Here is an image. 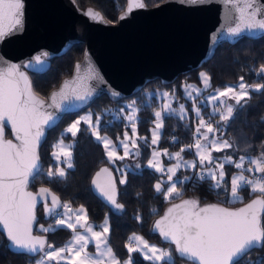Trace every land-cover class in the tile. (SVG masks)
Listing matches in <instances>:
<instances>
[{
    "label": "snow or ice",
    "instance_id": "1",
    "mask_svg": "<svg viewBox=\"0 0 264 264\" xmlns=\"http://www.w3.org/2000/svg\"><path fill=\"white\" fill-rule=\"evenodd\" d=\"M191 2L195 4L202 0ZM225 2L232 4L234 0ZM138 7L143 8L144 5L140 4ZM24 10V0H0V40L22 29ZM262 13L264 3L258 4L257 0H250L239 8V16L234 25H226L224 31L230 37H240L246 31L252 34H256L257 30L264 31ZM43 56H48V53H43ZM34 62L42 65L44 61L41 55H36ZM23 66L21 63L7 62L0 66V225H3L6 233L5 239L18 249L41 254L35 264L53 262L60 264L61 261L67 264H135L131 255L123 261L115 255L109 244L110 226L107 221L99 225L100 230L96 231L95 226L88 223L87 210L83 206L73 209L68 202H61L45 187H40L35 192L30 190V185L35 187V181L41 176L47 177L50 182L66 179V169L73 168L72 152L61 148L59 154L53 155L58 162L61 161V155L65 157L66 168L58 167L55 171L50 168L45 171L39 151L41 144L46 142L45 129L56 126L55 122L62 119V114L70 112L73 107L83 110L85 105L90 107L103 96H108L109 99L121 98V93L113 90L90 63L86 78L89 81L87 87L83 90L72 89L65 83L59 92L52 94L51 102L46 103L35 93L27 74L21 71ZM27 66L32 67L33 60L27 61ZM259 72L264 73V65L260 66ZM198 78L202 79L203 89H192L191 86L184 88L186 98L192 102L191 111L198 120L194 133L195 143L176 152L174 158L177 163L169 167L162 165L159 159L161 152L153 146L160 142L164 119L189 118L188 111L182 103H178L176 108L172 104L163 103L162 109L154 112V119L151 121L154 127L150 130V141L138 135L141 109L136 106V101L115 111L111 109H102L99 113L89 111L75 119L66 129L67 133L76 137L82 131L80 126L83 122L85 125L83 131L103 144L106 156L113 165L117 160L123 161L129 156H141V146L137 140L143 141L145 148H151V158L147 160L146 167L154 173L161 174L160 180L154 185V191L166 200L182 196L185 184H191L195 190L205 182L209 183L210 189L217 196L223 194L227 197L228 203L242 202L244 198L241 192L246 187H250L251 192L260 194L250 203L236 209L214 203L200 206L199 198L195 197L184 199L179 204H172L151 230L158 232L164 241L173 246L172 248L165 250L150 245L144 237L135 233L130 237V241H136V246L130 242L127 245L128 253L141 254L147 264H176L177 257L195 261L196 264H241V257H246L257 250L264 252V152L255 157L251 156L249 150L253 145L249 144L245 154L239 155V146H234L228 139L223 138L231 126V121L235 119V109L243 108L248 103L251 98L250 91L264 90V84L249 85L244 81V77L240 76V83L237 86L214 90L208 95L201 101L204 106L211 107L221 98L234 101V104H227L226 111L219 107L212 108L209 120L217 115L220 118L214 126L205 120L201 107L195 103L199 95L211 87V77L201 73ZM91 81H96V85L93 86ZM169 95L164 92L162 99ZM117 121L125 128L124 138H117L123 155L117 151L116 144L100 132L102 123L107 129L113 127ZM188 127L185 125L186 129ZM6 128H10L15 142L6 138ZM129 130L133 136L128 135ZM217 133L220 135L217 136ZM261 143H264V140ZM193 149L197 158L190 162L183 161L182 153ZM229 149L234 155L213 156V152L226 153ZM163 153L169 156L167 149H164ZM226 165L237 171H226ZM128 169H131L134 175H142L144 170L140 164L125 165L123 169L117 168L121 176L120 184H129ZM181 169L193 171L191 175H177ZM245 172L252 174L253 178L247 177ZM105 173L109 175V180L106 184H101L99 178ZM257 173L261 175L257 176ZM96 176L94 184L98 191L110 202L114 211H122L124 206L117 203L114 198L115 180L111 179L110 169L102 168ZM139 195L137 194V198ZM38 204L43 211L42 218L51 219L54 224L45 227L39 223ZM135 218L142 222L141 216L137 215ZM33 225L43 233H54L60 228H65L75 234L71 242L64 247L55 248L48 243L46 236L33 234ZM78 226L83 231H77ZM92 242L95 243L97 256L86 251ZM69 253L71 255H68ZM173 253L176 254L175 257ZM249 264L252 262L249 261Z\"/></svg>",
    "mask_w": 264,
    "mask_h": 264
},
{
    "label": "trees",
    "instance_id": "2",
    "mask_svg": "<svg viewBox=\"0 0 264 264\" xmlns=\"http://www.w3.org/2000/svg\"><path fill=\"white\" fill-rule=\"evenodd\" d=\"M75 1L81 8L92 6L98 9L110 22L116 21L118 14L123 11L126 4V0ZM161 1L144 0L149 6ZM83 51L84 43L76 42L64 53L51 57V65L48 70L30 73L34 90L45 97L52 88L59 84L64 76L71 73L74 62L82 57ZM261 65H264V35L256 38L244 36L234 43H220L216 46L210 59H207L198 67L179 73L171 83L163 84L160 78L156 77L147 81L140 89L129 96L116 100L103 96L96 103L91 104L90 107L87 106L83 110L65 114L56 126L48 130L46 142L42 143L40 147V156L45 171L50 168L55 171L59 167V163L52 154L54 142L59 137L65 139L73 138L71 148L73 168L66 169V179H56L50 182L47 177L41 176L39 180L35 181V187L30 185V188L35 189L42 184L49 186L59 194L62 202H68L72 208L83 206L87 210L88 221L95 226H99L107 218L110 226L109 244L115 255L122 261L131 255L135 264H147L141 254H129L127 245L132 242L130 237H132L133 233H138L148 242L156 243L168 249L173 247L169 242L164 241L158 232L151 231L154 221L163 213L169 202L177 201L183 197H195L199 198L200 204L215 202L235 206L260 194L258 192L253 193L246 187L241 192L244 195L242 202L228 203L226 202L227 197L223 194L217 196L210 189L209 183L205 182L195 190H193L191 184H185L182 196L170 201L166 200L162 196H158L154 191V185L159 179L158 173H154L146 166H141L144 169L142 175H134L132 170L128 169L127 179L129 184H120V172L109 162L103 144L97 142L92 135L83 131L84 123H81L82 131L76 137H72L71 134L61 133L60 127L63 123L71 121L89 108L93 110V113H99L102 109L115 111L116 108H120V104L125 100L128 101V104L136 101V106L141 109L139 113L141 122L138 124L137 131L149 139L154 110L160 104L157 92L154 91L155 89L176 88L178 95L183 97V84L189 82L200 84L201 79L198 77L201 71H205L211 77V87L203 91L202 94L212 89L223 88L231 83H237L240 76H243L244 81L249 85L264 84V73L259 72ZM250 97V100L243 108L235 109V119L231 121V126L224 134L234 146H239V152H245L249 144L254 146L258 140L264 138V90H261V92L250 91ZM188 117L186 120H179L175 117L164 119L161 139L157 146L168 150H178L185 145L191 144L194 140L195 125L192 112H189ZM185 125L189 127L186 129ZM100 130L116 139L124 133L125 128L117 121L113 127L107 129L103 127L102 123ZM104 164L111 166L116 175L119 190L117 203L124 206L122 211H114L113 207L105 204L92 190L91 177ZM192 171V169H182L180 174L191 175ZM177 186L180 187V185ZM137 194H140L139 198H137ZM37 214L39 223L44 224L45 227L54 224L53 220L42 218L43 211L40 206ZM137 215L142 217V222L135 218ZM35 232L45 234L48 243L58 248L69 242L73 231L60 228L54 233H43L36 226ZM40 255H29L24 252L11 250L4 234L0 231V264H35ZM173 256L175 257L176 254L173 253ZM249 261L252 264H264V252L257 250L249 253L246 257H241V264H249ZM187 263L196 264L188 259L176 258V264ZM60 264L67 263L60 262Z\"/></svg>",
    "mask_w": 264,
    "mask_h": 264
},
{
    "label": "water",
    "instance_id": "3",
    "mask_svg": "<svg viewBox=\"0 0 264 264\" xmlns=\"http://www.w3.org/2000/svg\"><path fill=\"white\" fill-rule=\"evenodd\" d=\"M246 2L250 0H234L232 4L226 3L225 0H202L195 4L191 0H162L149 6L144 0H126L124 9L118 14L116 21L110 22L98 9L92 6L81 8L75 0H24L22 29L0 40V66L4 62L21 63L24 65L21 71L31 80L30 72L48 70L51 57L64 53L76 42H83L82 57L74 62L71 73L64 76L45 97L34 90L37 96L49 103L52 94L59 92L65 83L72 89L83 90L89 83L86 78L91 63L107 84L121 93L122 98L135 93L147 81L156 77L160 78L163 84L171 83L179 73L198 67L210 59L220 43H234L244 36L256 38L264 35V31L257 30L256 34L246 31L240 37H230L224 31L226 25H234L239 16V8ZM257 3H264V0H257ZM140 4L144 7H138ZM45 52L48 53L46 57L43 56ZM36 55H41L44 61L42 65L35 64ZM29 60H33L32 67L27 66ZM91 83L95 86L97 82ZM86 107L87 105L83 109ZM79 110L81 108L73 107L70 112L62 114V117ZM7 130L10 132L8 136ZM48 130L45 129V135ZM5 135L7 139H13L15 142L10 128H6ZM105 167L110 169L111 179L115 180L114 198L117 201L119 190L111 166L101 165L94 172L91 187L105 204L113 207L94 184L97 180L96 174ZM108 180V174H101L99 183L106 184ZM40 187L50 189L51 193L61 200L59 194L47 185H38L30 190L35 192ZM256 198L257 196L235 206L215 202H205L200 206L214 203L236 209ZM184 199L189 198L183 197L172 204H179ZM172 204L154 221L153 228L155 222L165 215ZM39 206L38 204L37 208ZM35 227L36 225H33L34 235L46 236L35 232ZM0 231L6 236L3 225H0ZM7 243L13 251L38 255L18 249L8 240Z\"/></svg>",
    "mask_w": 264,
    "mask_h": 264
},
{
    "label": "rangeland",
    "instance_id": "4",
    "mask_svg": "<svg viewBox=\"0 0 264 264\" xmlns=\"http://www.w3.org/2000/svg\"><path fill=\"white\" fill-rule=\"evenodd\" d=\"M201 73H203V74H205L206 76H208L206 73H205V71H201L200 73H199V75L201 74ZM240 83V81H238L237 83H231V84H228V85H226L225 87H223V88H216V89H212V90H210V91H208V92H205L204 94H200L199 95V97L197 98V100L195 101V103H196V105L197 106H200L201 107V109H202V114H203V117L205 118V120H207L208 122H210V123H213V125L215 126L218 122H219V116H215V117H213L212 119H210L209 120V115H210V112L212 111V108L213 107H219L222 111H226V106H227V104H234V101H232V100H230V99H228V98H221V100L220 101H217L214 105H212L211 107H208V106H204L203 104H201V101H204L205 100V98L208 96V95H210L214 90H223L224 88H226V87H228V86H237L238 84ZM188 86H191V88L192 89H195V88H201V89H203V83H202V79H201V83L200 84H197V83H194V82H189V83H186V84H183V87L185 88V87H188ZM237 90H239L238 88H237ZM154 91H156L157 93V97H158V99H159V105H158V107L154 110V112L155 111H157V110H161L162 109V105H163V103H169V104H172V106L174 107V108H176L177 107V104L178 103H182V104H184L185 105V107H186V110L188 111V115H189V112H192L191 111V109H192V102H190L187 98H186V96H185V93L183 92V97H181V96H179L178 95V93H177V91H176V88H157V89H155ZM164 92H167V93H169L170 95L167 97V98H163L162 99V94L164 93ZM194 95H196L195 94V92H194ZM124 104L126 105V104H128V101L127 100H125L124 102H122L121 104H120V107H124ZM117 109H119V108H116L115 110H117ZM178 110V109H177ZM89 111H91V112H93V110L92 109H87V110H85V111H83V112H81L78 116H76L75 118H73L71 121H69V122H66V123H63V125L60 127V132L61 133H66V134H70V133H67L66 132V129H67V127L75 120V119H78L80 116H83V115H85L87 112H89ZM192 115H193V113H192ZM211 120H213V121H211ZM215 120V121H214ZM83 123V122H82ZM198 123V120L194 117V133H195V126H196V124ZM154 127V125L152 124L151 125V127H150V130L152 129ZM161 131H162V129H161ZM100 132H101V135H106L108 138H110L115 144H116V146H117V151L119 152V154L120 155H123V151L120 149V147H119V143H118V137L116 138V139H113L111 136H109L108 134H106V133H104V132H102L101 130H100ZM125 132V131H124ZM128 135L129 136H133V133L131 132V130H129L128 131ZM138 135L139 136H141V137H144L142 134H140L139 132H138ZM160 135H161V133H160ZM220 134L219 133H217V136H219ZM119 138L120 139H123L124 138V133L121 135V136H119ZM210 138H211V134H210ZM223 138L224 139H228L229 140V138L227 137V136H223ZM150 139H151V131H150V135H149V141H150ZM195 139H196V137H195V135H194V140H193V142L191 143V144H188V145H194V143H195ZM230 141V140H229ZM137 142L140 144V146H141V148H140V150H141V156H139V157H134V156H129V157H126L125 158V160H123V161H119V160H117V162H116V164L114 165L115 166V168H116V170H117V168H121V169H123L124 167H125V165H135V164H140L141 166H146L147 165V160L148 159H150L151 158V148H145V146H144V144H143V141H140V140H137ZM231 142V141H230ZM202 143H204V141H202ZM72 145H73V138H70V139H65V138H61V137H59L55 142H54V146H53V150H52V154H54V153H57V154H59L60 153V149L61 148H64L66 151H71L72 152V150H71V148H72ZM187 145H185L184 147H186ZM153 147H155L156 148V150L157 151H160L161 152V156H160V161L162 162V165L163 166H165V167H169V166H171L172 164H175V163H177V160L174 158V154L176 153V152H179L180 151V149H178V150H168L167 149V152L169 153V156H166V155H164V153H163V150L164 149H166V148H160V147H158L157 145L156 146H153ZM105 152H106V150H105ZM224 154H228V155H234L233 154V151L232 150H226V153H216V152H213V156H221V155H224ZM245 154V152H239V155H244ZM249 154L251 155V156H253V157H255V156H258V155H256V154H254L253 153V150L251 151V152H249ZM170 156H172V158L170 159L169 157ZM53 157L55 158V156L53 155ZM182 158H183V161H188V162H190V161H193V160H195L197 157H196V155L194 154V149H193V151H185L184 153H182ZM234 158H235V156H234ZM110 162V161H109ZM59 163V167H64V168H66V158L65 157H63L62 155H61V161H59L58 162ZM71 163L73 164V162H72V160H71ZM111 163V162H110ZM112 164V163H111ZM246 165H247V163H246ZM248 166V165H247ZM182 170V169H181ZM181 170L177 173V175H181L180 174V172H181ZM226 171H230V172H235V171H237L236 169H234V168H230L229 167V165H226ZM245 175L247 176V177H250V178H253L252 177V174H250V173H248V172H245ZM257 176H259V175H261V174H259V173H257L256 174ZM120 178H121V176H120ZM160 178H161V174H159V179L158 180H160ZM157 180V181H158ZM157 181H156V183H157ZM178 188H179V186H177ZM175 202V201H174ZM173 203V201H171V202H169L168 203V205H170V204H172ZM167 205V206H168ZM166 206V207H167ZM107 221V218H105L101 223H100V225L101 224H103V223H105ZM108 222V221H107ZM137 236H142L141 234H138V233H135ZM143 237V236H142ZM145 239V238H144ZM146 240V239H145ZM132 245L135 247L136 246V241L135 240H132ZM150 245H156V246H158V247H160V248H163V249H165V250H168V248L167 247H164V246H161V245H157L156 243H153V242H148ZM187 264H192V263H187Z\"/></svg>",
    "mask_w": 264,
    "mask_h": 264
},
{
    "label": "crops",
    "instance_id": "5",
    "mask_svg": "<svg viewBox=\"0 0 264 264\" xmlns=\"http://www.w3.org/2000/svg\"><path fill=\"white\" fill-rule=\"evenodd\" d=\"M262 140H264V138L258 140V141L254 144V146H253V148H252L253 153L256 154V155H259L260 152H264V143H261ZM252 150H251V151H252ZM251 151H249V152H251ZM246 167H247V165H246ZM248 188H249V191H251L250 187H248ZM241 195L244 196L242 193H241ZM73 209H79V207H76V208H73ZM88 223L91 224V225H93V224L90 223L89 221H88ZM99 225H100V224H99ZM93 226H95V225H93ZM94 230L99 231L100 228H99L98 226H95V227H94ZM77 231H83V229L80 228V227L78 226V227H77ZM74 234H75V233L72 232V236L70 237L69 242H71L72 237L74 236ZM85 234H87V233H85ZM69 242H68V243H69ZM68 243H67V244H68ZM64 246H65V245H64ZM64 246H61V247H64ZM58 248H60V247H58ZM86 251H87L88 253L94 255V256H97V254H96V249H95V243H94V242L89 243L88 248L86 249ZM68 255H71V254L69 253ZM40 256H41V255H40ZM40 256H39L38 259H40ZM38 259H37V260H38ZM126 259H128V258H125L124 260H126ZM61 262H65V261H61ZM66 263H67V262H66Z\"/></svg>",
    "mask_w": 264,
    "mask_h": 264
},
{
    "label": "flooded vegetation",
    "instance_id": "6",
    "mask_svg": "<svg viewBox=\"0 0 264 264\" xmlns=\"http://www.w3.org/2000/svg\"><path fill=\"white\" fill-rule=\"evenodd\" d=\"M30 73H31V72H30ZM30 76H31V75H30ZM8 135H10V132H9V130H7V136H8Z\"/></svg>",
    "mask_w": 264,
    "mask_h": 264
}]
</instances>
